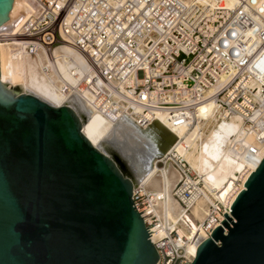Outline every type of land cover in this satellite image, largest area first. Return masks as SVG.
Returning <instances> with one entry per match:
<instances>
[{
    "label": "built area",
    "instance_id": "1",
    "mask_svg": "<svg viewBox=\"0 0 264 264\" xmlns=\"http://www.w3.org/2000/svg\"><path fill=\"white\" fill-rule=\"evenodd\" d=\"M30 1L14 28L0 29V41H9L13 56H37L68 41L90 65L72 88L111 122L126 116L146 128L162 112L171 126L190 127L206 119L201 112L208 121L201 126L204 135L215 121L237 117L244 156L264 157V0H234L232 6L221 0ZM187 146L178 135L154 163L178 172L171 191L176 224L188 229L195 221L204 234L198 246L230 213L246 174L230 178L235 182L224 198L193 170ZM132 191L148 231L157 227L149 232L159 255L154 264L191 261L188 246L195 237L158 215L142 183ZM201 200L199 218L193 207Z\"/></svg>",
    "mask_w": 264,
    "mask_h": 264
},
{
    "label": "water",
    "instance_id": "2",
    "mask_svg": "<svg viewBox=\"0 0 264 264\" xmlns=\"http://www.w3.org/2000/svg\"><path fill=\"white\" fill-rule=\"evenodd\" d=\"M13 1L0 0V25ZM147 128L157 156L175 140L157 120ZM134 184L73 107L0 80V264H154L157 227L136 209ZM224 216L187 264H264V157Z\"/></svg>",
    "mask_w": 264,
    "mask_h": 264
},
{
    "label": "bare ground",
    "instance_id": "3",
    "mask_svg": "<svg viewBox=\"0 0 264 264\" xmlns=\"http://www.w3.org/2000/svg\"><path fill=\"white\" fill-rule=\"evenodd\" d=\"M220 4L232 6L234 0H221ZM31 7L30 0H14L9 17L0 25V29L9 24L14 28L18 19ZM9 45V41H0V80L2 82L7 80L12 86H18L20 91L32 92L55 105L68 104L73 107L81 118L84 134L94 145L111 155L122 170L117 158L104 146L109 141L128 143L129 147L142 157L146 168L137 177L123 170L124 173L130 176L135 184L142 183L145 190L148 189L152 193L151 202L155 203V209H158L157 213L161 218L174 224L179 232L191 233L195 237V241L188 246V250L194 255L197 239L204 234H201L199 226L192 219L188 229L176 224L178 205L173 200L171 191L179 174L171 165L163 169L154 163V158L163 151L157 147L155 132L147 127L138 126L126 116L111 122L91 108L84 93L72 88L90 65L86 56L68 41H63L50 51L44 50L37 56H13ZM45 66L49 67L50 71L46 72ZM64 85L69 87V91L63 90ZM200 115L206 119H198L190 127L171 126L162 112L156 117L158 126L169 134L170 140L176 139L178 135L184 136L188 145L184 154L193 170L203 176L205 184L213 192L220 191L221 196L226 198L228 197L226 192L235 182L230 178L245 173L240 183L242 189L245 179L257 166L262 153L244 156L243 147L239 145L243 126L237 117L215 121L203 135V132H200L201 126L208 121L206 113L200 112ZM157 134L159 136V131ZM246 139L251 140L250 136ZM202 209H204L202 200L193 207L199 218L202 217L200 213Z\"/></svg>",
    "mask_w": 264,
    "mask_h": 264
},
{
    "label": "rangeland",
    "instance_id": "4",
    "mask_svg": "<svg viewBox=\"0 0 264 264\" xmlns=\"http://www.w3.org/2000/svg\"><path fill=\"white\" fill-rule=\"evenodd\" d=\"M104 148L117 158L126 173H131L137 177L145 170L146 164L144 160L129 147L128 143L124 141H109L105 144ZM146 190L149 191L148 189ZM156 210L158 211L157 208Z\"/></svg>",
    "mask_w": 264,
    "mask_h": 264
}]
</instances>
